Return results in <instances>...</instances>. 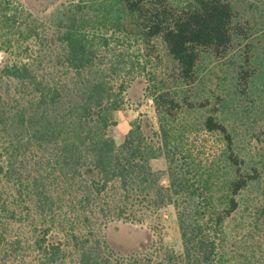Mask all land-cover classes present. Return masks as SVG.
Segmentation results:
<instances>
[{
	"label": "trees",
	"instance_id": "16d2710c",
	"mask_svg": "<svg viewBox=\"0 0 264 264\" xmlns=\"http://www.w3.org/2000/svg\"><path fill=\"white\" fill-rule=\"evenodd\" d=\"M262 30L236 0H0V240L11 224L29 234L6 249L27 264H223V225L237 211H251L264 229V201L244 197L259 188L260 171L235 134L240 112L264 119ZM158 44L172 65L161 77ZM205 60L225 64L228 87L194 101ZM132 83H144L155 122L137 115L116 145L112 114ZM10 97L16 106L6 112ZM159 157L165 170L152 171ZM56 183L75 216L31 246V207L51 212ZM163 206L173 208L179 254L159 247L112 259L92 234Z\"/></svg>",
	"mask_w": 264,
	"mask_h": 264
},
{
	"label": "rangeland",
	"instance_id": "374dc122",
	"mask_svg": "<svg viewBox=\"0 0 264 264\" xmlns=\"http://www.w3.org/2000/svg\"><path fill=\"white\" fill-rule=\"evenodd\" d=\"M66 2V1H65ZM59 3L50 7L44 16H48ZM236 5L244 17L254 16L258 22V27L264 31V0H236ZM31 12V9H29ZM34 14H40L34 12ZM43 16V17H44ZM157 51L160 59L155 73L161 77L164 73L169 72L172 65L166 57L161 45H157ZM2 55L0 54V62ZM155 62L154 60L152 63ZM223 62H207L206 60L200 65L196 84L190 92V97L194 101L207 100L211 102L213 96L219 94L220 90L228 87V80H223V71L225 69ZM149 70V69H148ZM146 82V81H143ZM222 83L223 86H220ZM3 91H9L13 97L17 94V87L8 81L1 83ZM144 83H132L124 93H122L123 102L121 108L112 114L114 125L109 127V134L114 143L118 145L127 130L129 124L137 115H145L152 123L155 122L151 101L146 97ZM17 99L12 97L5 99L3 110L12 111L16 106ZM239 108H244V103L239 104ZM235 125V134L237 135L238 149L246 161L255 164L260 171V184L258 189L252 188L247 191L244 197H248L254 203L263 202L260 198L264 189V119L255 112H240ZM186 121L193 120L186 118ZM254 131L258 135V140L251 138L248 131ZM34 158L37 154L32 152ZM152 171H164L165 162L162 157L149 162ZM164 182V179H163ZM62 183L53 185L49 192L56 200L52 211L41 213L31 207V246L38 239L44 229H50V232L65 231L68 229V222L65 221L75 216L67 209V194ZM260 198L259 200H257ZM58 199V200H57ZM60 199V202H59ZM256 199L257 201H255ZM134 224H119L117 229L107 227L99 230L98 225L92 231L95 239L105 241L107 247L112 251V259L127 258L131 253L141 254L143 257L146 253L160 251V248L168 249L175 254L181 251V244L175 214L171 206H163L155 210L140 213L135 212ZM96 222L102 221L99 215ZM74 221V220H73ZM71 221V222H73ZM74 223V222H73ZM74 225V224H72ZM223 264H264V229L255 221L251 211H245L241 208L223 225ZM77 229V228H76ZM75 230V228H74ZM82 233H88L81 227ZM61 235V234H59ZM29 237L28 230L18 224H11L7 230L2 233L0 240V262L3 264H27L28 258L22 259L25 255L21 251L13 253L6 249L10 243L17 244V241H24ZM5 249V250H4ZM147 251V252H146ZM35 259L31 253V263ZM4 260V261H1Z\"/></svg>",
	"mask_w": 264,
	"mask_h": 264
}]
</instances>
